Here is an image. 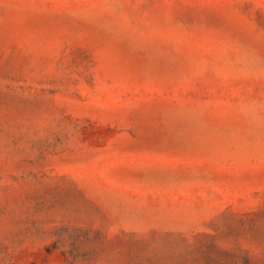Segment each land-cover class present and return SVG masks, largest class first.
Listing matches in <instances>:
<instances>
[{
  "label": "rangeland",
  "instance_id": "374dc122",
  "mask_svg": "<svg viewBox=\"0 0 264 264\" xmlns=\"http://www.w3.org/2000/svg\"><path fill=\"white\" fill-rule=\"evenodd\" d=\"M0 264H264V0H0Z\"/></svg>",
  "mask_w": 264,
  "mask_h": 264
}]
</instances>
